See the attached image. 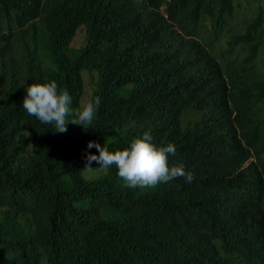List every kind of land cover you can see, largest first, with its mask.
<instances>
[{"label":"trees","instance_id":"obj_1","mask_svg":"<svg viewBox=\"0 0 264 264\" xmlns=\"http://www.w3.org/2000/svg\"><path fill=\"white\" fill-rule=\"evenodd\" d=\"M238 2L46 0L25 27L42 0H0V264H264V0L235 34ZM83 71L101 100L86 137L23 109L29 84L53 80L79 108ZM145 131L191 183L84 177L89 141L119 132L106 145L122 150Z\"/></svg>","mask_w":264,"mask_h":264},{"label":"clouds","instance_id":"obj_2","mask_svg":"<svg viewBox=\"0 0 264 264\" xmlns=\"http://www.w3.org/2000/svg\"><path fill=\"white\" fill-rule=\"evenodd\" d=\"M93 75H96L97 83L98 75L97 73ZM25 92L22 107L27 114L36 117L42 124L51 125L59 133H65L68 124L74 125V135L75 125L82 126L88 131L101 103L100 97L93 99V92L91 99L81 104L82 95L80 107L72 109L71 96L67 90H58L54 80L31 83L25 88ZM87 147L89 149L95 147L99 155L87 153L84 169L91 171L93 161L98 163L100 169H108L114 165L125 186L130 188L140 187L149 190L175 178L184 177L186 183H191L194 179V174L186 172L182 164L169 166V154L175 155V145L169 143L162 147L156 146L152 143V136L148 131L134 138L130 146L122 150L109 151L106 144L102 146L96 141H89Z\"/></svg>","mask_w":264,"mask_h":264},{"label":"rangeland","instance_id":"obj_3","mask_svg":"<svg viewBox=\"0 0 264 264\" xmlns=\"http://www.w3.org/2000/svg\"><path fill=\"white\" fill-rule=\"evenodd\" d=\"M236 1L238 2V0H236ZM252 1H255V3L252 4ZM257 4H258V0H241L240 1L236 15L230 20V23H229V26L232 28V30L235 32V34L243 33L245 31L246 26L249 22L248 19L252 16L253 12H255L252 9V7L255 8V5H257ZM86 44H87V30H86V28H80L79 32H77V35H76L75 40L72 44V47L78 49V48L86 46ZM216 48L218 49L219 54L221 56H223L224 53L226 54L227 61L234 59V57H229L227 55L226 50L228 49V46L225 43H223V44L218 43L216 45ZM257 63H258V68H259L260 72H262V75H264V52H263V54H261L259 56ZM45 64L47 66L51 65V63L46 59H45ZM95 77H96V75H93L91 73H88V72L83 73V78H84V83H85V91H84V95L82 96V99H81V104H82V102L91 99L92 93L95 92V89H96ZM132 88H133V85L124 88L123 91L125 94H128ZM86 132H87V130H85L82 126L75 125V135L77 138L76 141H79L80 138L86 134ZM119 134H120L119 132L113 134L109 140H105L103 142V145L108 144V143L112 142L113 140H115ZM263 166H264V155H263ZM84 167L82 169V173L87 180L98 179V178L102 177L103 175H105L106 172H108V169H98V170L89 171V170L84 169ZM0 219H1V217H0Z\"/></svg>","mask_w":264,"mask_h":264},{"label":"water","instance_id":"obj_4","mask_svg":"<svg viewBox=\"0 0 264 264\" xmlns=\"http://www.w3.org/2000/svg\"><path fill=\"white\" fill-rule=\"evenodd\" d=\"M45 2H46V0H42V10H41L40 15L38 17H36L35 19L29 21L28 24L25 27L33 26L35 24V22L38 23L39 25H41V22L43 20H45V18H46V12L43 10V6H44ZM87 27H88L87 24H83L80 28H86V30H87V42H88V29H87ZM77 32H79V30H77ZM77 32H76V35H77ZM76 35H75V37H76ZM75 37H74V40H75ZM74 40H73V42H74ZM73 42H72V44H73ZM81 48H83V47H81ZM74 49H77V48H74ZM78 49H80V48H78ZM0 63H1V59H0ZM84 72H88V71H83V73ZM83 73H82V76H83ZM88 73H90V72H88ZM91 74H95V73H91ZM82 95H84V92H83ZM87 135H88V131L86 133V136Z\"/></svg>","mask_w":264,"mask_h":264}]
</instances>
